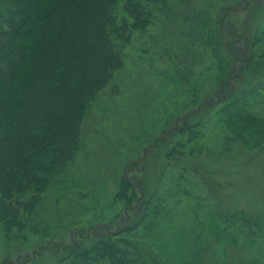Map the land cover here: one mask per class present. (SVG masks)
Returning <instances> with one entry per match:
<instances>
[{
  "label": "rangeland",
  "instance_id": "374dc122",
  "mask_svg": "<svg viewBox=\"0 0 264 264\" xmlns=\"http://www.w3.org/2000/svg\"><path fill=\"white\" fill-rule=\"evenodd\" d=\"M263 62L264 0L156 6L91 100L74 160L21 228L0 225V264H59L117 231L142 264H264ZM122 178L137 203L116 200ZM152 195L165 213L148 232Z\"/></svg>",
  "mask_w": 264,
  "mask_h": 264
},
{
  "label": "trees",
  "instance_id": "16d2710c",
  "mask_svg": "<svg viewBox=\"0 0 264 264\" xmlns=\"http://www.w3.org/2000/svg\"><path fill=\"white\" fill-rule=\"evenodd\" d=\"M5 3V27L0 26V225L6 235L36 210L48 177L74 160L91 100L121 69L133 33L150 25L164 0ZM137 195L132 180L122 178L116 200L127 206L137 203ZM141 206V221L152 231L165 213L162 199L152 195ZM121 246L134 250L135 243L119 237V231L103 232L88 247H71L59 264H142L138 254L128 258Z\"/></svg>",
  "mask_w": 264,
  "mask_h": 264
}]
</instances>
